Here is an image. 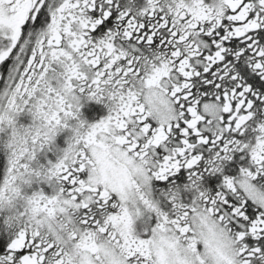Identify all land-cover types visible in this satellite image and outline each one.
I'll use <instances>...</instances> for the list:
<instances>
[{
    "label": "snow or ice",
    "instance_id": "obj_1",
    "mask_svg": "<svg viewBox=\"0 0 264 264\" xmlns=\"http://www.w3.org/2000/svg\"><path fill=\"white\" fill-rule=\"evenodd\" d=\"M0 264H264V0H0Z\"/></svg>",
    "mask_w": 264,
    "mask_h": 264
}]
</instances>
